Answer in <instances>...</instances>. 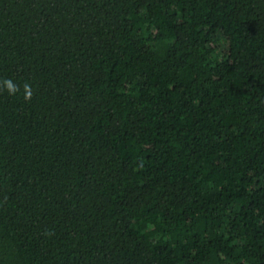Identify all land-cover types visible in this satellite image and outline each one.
Listing matches in <instances>:
<instances>
[{
    "label": "trees",
    "instance_id": "trees-1",
    "mask_svg": "<svg viewBox=\"0 0 264 264\" xmlns=\"http://www.w3.org/2000/svg\"><path fill=\"white\" fill-rule=\"evenodd\" d=\"M0 264H264V0H0Z\"/></svg>",
    "mask_w": 264,
    "mask_h": 264
},
{
    "label": "clouds",
    "instance_id": "clouds-1",
    "mask_svg": "<svg viewBox=\"0 0 264 264\" xmlns=\"http://www.w3.org/2000/svg\"><path fill=\"white\" fill-rule=\"evenodd\" d=\"M5 84L7 86V90L10 94H15L19 89L13 84V82L11 80H6ZM24 89H25V99L26 100H30L32 97V91H31V86L28 84L24 85Z\"/></svg>",
    "mask_w": 264,
    "mask_h": 264
}]
</instances>
